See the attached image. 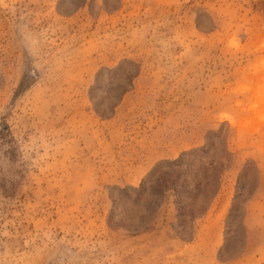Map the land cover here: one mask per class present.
Returning a JSON list of instances; mask_svg holds the SVG:
<instances>
[{
  "label": "rangeland",
  "instance_id": "rangeland-1",
  "mask_svg": "<svg viewBox=\"0 0 264 264\" xmlns=\"http://www.w3.org/2000/svg\"><path fill=\"white\" fill-rule=\"evenodd\" d=\"M0 264H264V0H0Z\"/></svg>",
  "mask_w": 264,
  "mask_h": 264
}]
</instances>
